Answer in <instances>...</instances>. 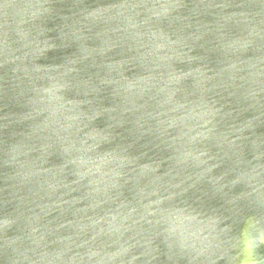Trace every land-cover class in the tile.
Listing matches in <instances>:
<instances>
[{"label": "water", "instance_id": "1", "mask_svg": "<svg viewBox=\"0 0 264 264\" xmlns=\"http://www.w3.org/2000/svg\"><path fill=\"white\" fill-rule=\"evenodd\" d=\"M0 264H264V0H0Z\"/></svg>", "mask_w": 264, "mask_h": 264}]
</instances>
